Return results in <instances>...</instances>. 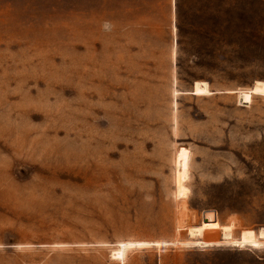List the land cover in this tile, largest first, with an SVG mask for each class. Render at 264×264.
Listing matches in <instances>:
<instances>
[{
    "label": "rangeland",
    "instance_id": "obj_1",
    "mask_svg": "<svg viewBox=\"0 0 264 264\" xmlns=\"http://www.w3.org/2000/svg\"><path fill=\"white\" fill-rule=\"evenodd\" d=\"M256 80L264 0H0V264H264Z\"/></svg>",
    "mask_w": 264,
    "mask_h": 264
},
{
    "label": "bare ground",
    "instance_id": "obj_2",
    "mask_svg": "<svg viewBox=\"0 0 264 264\" xmlns=\"http://www.w3.org/2000/svg\"><path fill=\"white\" fill-rule=\"evenodd\" d=\"M192 94L195 95H204L209 94L211 91L208 88V84L205 81H195L190 91ZM264 93V81L256 80L255 83L246 90L238 91V96L242 102L250 103L251 96L254 93ZM261 93V94H263ZM178 169L176 170L175 174V181L176 185L178 186V192L181 197H185L188 192V187L185 185L187 180V172L184 169V156L181 153L176 154L175 158ZM178 194V193H177ZM206 229H220L221 230V238L225 239L220 240H212V243L215 242H235L232 237V225L231 224H221L218 219H216V214L214 210H205L203 211L202 220L198 225H191L188 226V234L190 236H202ZM189 236V237H190ZM263 241L264 242V226L260 227L257 231L251 228H246L241 231L240 237L237 242H245V243H255ZM114 252V251H113ZM121 250H116L114 254L121 255Z\"/></svg>",
    "mask_w": 264,
    "mask_h": 264
}]
</instances>
